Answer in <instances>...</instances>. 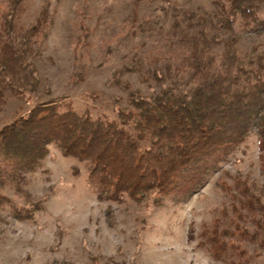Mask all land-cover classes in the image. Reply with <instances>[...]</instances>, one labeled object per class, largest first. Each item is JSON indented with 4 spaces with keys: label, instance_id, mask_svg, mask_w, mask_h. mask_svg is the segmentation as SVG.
Masks as SVG:
<instances>
[{
    "label": "trees",
    "instance_id": "obj_1",
    "mask_svg": "<svg viewBox=\"0 0 264 264\" xmlns=\"http://www.w3.org/2000/svg\"><path fill=\"white\" fill-rule=\"evenodd\" d=\"M210 1L211 12L174 15L164 32V56L153 59L164 57L165 62L148 70L146 78L160 87L168 85L151 101L136 95L134 109L119 108L116 119H107L93 118L89 111L79 114L70 102L45 100L1 126L0 191L18 188L54 144L64 156L85 165L98 199L122 201L126 196L138 204L158 205L170 195L190 196L214 170L216 157L244 142L251 129L259 137L264 173V54H257L259 45L242 53L238 28L264 31V0ZM2 3L9 8L0 14V33L5 35L0 46V111L7 95L23 99L27 87L35 90L30 60L40 52L53 23L43 7L29 6L32 0ZM29 7L34 18L30 25L22 18ZM83 78L81 73L76 80ZM239 194L244 195L239 198L230 191V227L220 229L215 220L202 232V245L214 260L254 264L252 259L264 251V203L247 188ZM5 206L20 219L37 210L34 204L29 212L19 209L0 192V208ZM243 239L256 241L259 250L248 254L237 242Z\"/></svg>",
    "mask_w": 264,
    "mask_h": 264
},
{
    "label": "rangeland",
    "instance_id": "obj_2",
    "mask_svg": "<svg viewBox=\"0 0 264 264\" xmlns=\"http://www.w3.org/2000/svg\"><path fill=\"white\" fill-rule=\"evenodd\" d=\"M29 6L43 7L53 23L30 60L35 90L27 87L23 99L6 96L0 127L45 100L70 102L79 114L107 119H116L119 108L134 109V97L151 101L168 85L146 78L165 62L153 59L164 56V32L174 15L214 9L210 0H32ZM30 7L22 14L28 25L34 21ZM8 8L0 4V14ZM238 28L241 52L259 45L257 54H264V31ZM4 36L0 33V46ZM258 143L251 129L244 142L216 157L214 170L190 196L170 195L158 205L126 196L98 199L85 165L49 145L41 165L18 188L0 191L19 209L37 206L32 217L21 219L7 206L0 208V264H226L227 258L210 256L201 235L215 220L220 229L230 227V191L241 198L240 189L247 188L264 203ZM237 242L250 255L259 250L256 241ZM260 254L254 264H264V251Z\"/></svg>",
    "mask_w": 264,
    "mask_h": 264
}]
</instances>
